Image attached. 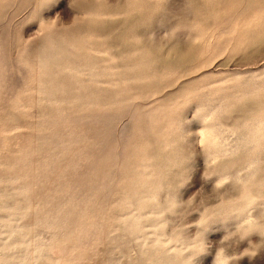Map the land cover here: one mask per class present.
Returning <instances> with one entry per match:
<instances>
[{
    "label": "rangeland",
    "instance_id": "1",
    "mask_svg": "<svg viewBox=\"0 0 264 264\" xmlns=\"http://www.w3.org/2000/svg\"><path fill=\"white\" fill-rule=\"evenodd\" d=\"M0 264H264V0H0Z\"/></svg>",
    "mask_w": 264,
    "mask_h": 264
}]
</instances>
